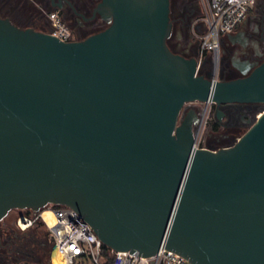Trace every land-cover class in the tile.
<instances>
[{"label": "water", "instance_id": "95a60500", "mask_svg": "<svg viewBox=\"0 0 264 264\" xmlns=\"http://www.w3.org/2000/svg\"><path fill=\"white\" fill-rule=\"evenodd\" d=\"M169 10L101 0L108 25L70 41L0 17V219L67 205L113 250L264 264V108L217 149L179 120L188 102L264 104V61L204 77L168 47Z\"/></svg>", "mask_w": 264, "mask_h": 264}, {"label": "flooded vegetation", "instance_id": "af4514ba", "mask_svg": "<svg viewBox=\"0 0 264 264\" xmlns=\"http://www.w3.org/2000/svg\"><path fill=\"white\" fill-rule=\"evenodd\" d=\"M100 1L0 0V17L8 19L18 27L33 28V25L19 21H30L38 9L44 12L52 9L57 11L70 32L75 34L76 38L71 40H80L108 25V21L98 12L94 14V9ZM169 8L171 32L167 38L168 47L184 57L195 58L199 64V73L204 77L217 80L242 77L245 61L253 65L264 61V14L248 12L232 32L223 35L220 39L218 62L211 63L202 55L199 56V44L190 33L189 16L197 10L196 1L175 0L172 3V0H169ZM213 106L217 122L235 130L240 125L253 121L258 112L264 108V104L255 102L225 103L218 106L213 104ZM185 117L190 119L194 133L201 120V111L194 102L183 105L179 120ZM230 135L226 133L223 136L228 139ZM226 143L231 144V141ZM210 147H214V144H210ZM22 212L30 213L33 210L14 208L0 219V264H29V260H32L33 253L29 247V242L32 243V240L28 237L31 227L27 230H18L15 227L17 217Z\"/></svg>", "mask_w": 264, "mask_h": 264}, {"label": "built area", "instance_id": "2783aa9c", "mask_svg": "<svg viewBox=\"0 0 264 264\" xmlns=\"http://www.w3.org/2000/svg\"><path fill=\"white\" fill-rule=\"evenodd\" d=\"M256 2L257 0H200L203 9L200 18L203 31L198 35L201 55L207 51L216 53L221 37L232 32ZM48 19L52 29L47 33L63 41L71 40V32L57 11L49 12ZM45 211H49V217L44 216ZM36 221L44 223L63 264H74L76 261L106 264L107 256L103 252V242L95 234L90 223L73 208L47 204L39 211L22 212L17 217L20 230L29 229ZM111 257V264H194L165 247H160L156 253L149 256L111 249Z\"/></svg>", "mask_w": 264, "mask_h": 264}, {"label": "rangeland", "instance_id": "374dc122", "mask_svg": "<svg viewBox=\"0 0 264 264\" xmlns=\"http://www.w3.org/2000/svg\"><path fill=\"white\" fill-rule=\"evenodd\" d=\"M195 1L197 3V10L191 16H189L190 33L199 44L200 56V39L198 35L203 31V25L200 21V18L203 15V9L200 0ZM174 2L175 0H172V3ZM250 12L259 15L264 14V0H257V3L252 7ZM19 23L31 24L33 25V29L41 32L49 30L51 26L47 11L44 12L41 9H38L37 12L32 15L30 21L20 20ZM71 38L75 39V34L71 33ZM220 46L221 44H219V48ZM202 57L211 63H214L215 61L218 62L219 49L216 53L207 51L206 53L202 54ZM194 104L201 111L202 118L200 125H198L194 130V135L196 136V145L198 147L211 148L210 144H214V147H212L211 149H217L218 147L221 148L227 145H231L248 130L249 125L252 123L251 120L249 124H242L238 129L235 130V128L233 129L229 126L226 127L217 122V116L213 104H206L199 101H195ZM213 122H216L218 124L217 129L213 128ZM226 133L231 134L228 139H225L223 136ZM233 133L234 135H232ZM230 141L231 144L226 143ZM15 227L16 229L20 230L17 225H15ZM28 237L32 240V243L29 242V247L33 253L32 260H29V264H52L50 261V251L52 247L49 244L47 238L44 235L34 234L32 230L28 232ZM74 264H90V262L76 261V263Z\"/></svg>", "mask_w": 264, "mask_h": 264}, {"label": "trees", "instance_id": "16d2710c", "mask_svg": "<svg viewBox=\"0 0 264 264\" xmlns=\"http://www.w3.org/2000/svg\"><path fill=\"white\" fill-rule=\"evenodd\" d=\"M51 11H53V10L52 9L48 10L47 13H49ZM51 29H52V26H50V29L45 31V32H49ZM204 53H206V52H204ZM212 126H213L214 129L218 128V124L216 122H213ZM31 230L36 235H44L47 238V240H48L49 244L51 245V247L53 246L50 234H49L48 230L46 229V227H45V225H44V223L42 221H36L33 224V226L31 227ZM103 252L107 256L106 264H111V261H112L111 249L109 247L103 245Z\"/></svg>", "mask_w": 264, "mask_h": 264}, {"label": "bare ground", "instance_id": "6f19581e", "mask_svg": "<svg viewBox=\"0 0 264 264\" xmlns=\"http://www.w3.org/2000/svg\"><path fill=\"white\" fill-rule=\"evenodd\" d=\"M43 214H44V216H48V217L50 216L49 211H45ZM51 262H52V264H63L60 256L57 253H55L54 256L52 257Z\"/></svg>", "mask_w": 264, "mask_h": 264}]
</instances>
